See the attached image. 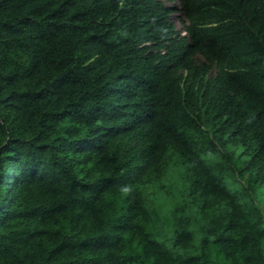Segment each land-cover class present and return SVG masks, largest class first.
Here are the masks:
<instances>
[{
	"label": "trees",
	"instance_id": "obj_1",
	"mask_svg": "<svg viewBox=\"0 0 264 264\" xmlns=\"http://www.w3.org/2000/svg\"><path fill=\"white\" fill-rule=\"evenodd\" d=\"M176 2L0 0V264H264V0Z\"/></svg>",
	"mask_w": 264,
	"mask_h": 264
},
{
	"label": "rangeland",
	"instance_id": "obj_2",
	"mask_svg": "<svg viewBox=\"0 0 264 264\" xmlns=\"http://www.w3.org/2000/svg\"><path fill=\"white\" fill-rule=\"evenodd\" d=\"M162 2H166V4H168V5H171V6H173V5H176V0H161ZM180 15L181 14H179V13H176V14H173V15H171V20H172V22L174 23V24H176L177 25V28H178V30H180V32L182 33V35H183V31H182V29H181V25H179V22H178V17H180ZM261 200H263L262 202V204H263V206H264V195H262V197H261Z\"/></svg>",
	"mask_w": 264,
	"mask_h": 264
}]
</instances>
